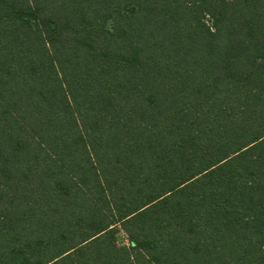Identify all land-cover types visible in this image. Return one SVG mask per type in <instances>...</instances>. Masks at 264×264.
I'll use <instances>...</instances> for the list:
<instances>
[{
	"label": "trees",
	"instance_id": "16d2710c",
	"mask_svg": "<svg viewBox=\"0 0 264 264\" xmlns=\"http://www.w3.org/2000/svg\"><path fill=\"white\" fill-rule=\"evenodd\" d=\"M0 264H264V0H0Z\"/></svg>",
	"mask_w": 264,
	"mask_h": 264
},
{
	"label": "rangeland",
	"instance_id": "374dc122",
	"mask_svg": "<svg viewBox=\"0 0 264 264\" xmlns=\"http://www.w3.org/2000/svg\"><path fill=\"white\" fill-rule=\"evenodd\" d=\"M114 238H115V241L118 245H125V246L129 245V241L127 239V236L119 225H117V227H116V232H115Z\"/></svg>",
	"mask_w": 264,
	"mask_h": 264
}]
</instances>
